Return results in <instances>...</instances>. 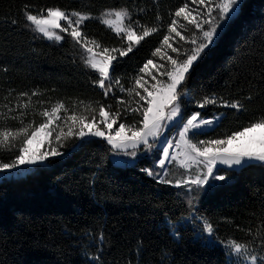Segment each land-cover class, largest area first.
I'll return each instance as SVG.
<instances>
[{"label":"snow or ice","instance_id":"snow-or-ice-1","mask_svg":"<svg viewBox=\"0 0 264 264\" xmlns=\"http://www.w3.org/2000/svg\"><path fill=\"white\" fill-rule=\"evenodd\" d=\"M153 3L158 8V0ZM23 7V28L33 40L70 44L73 62L78 58L100 99L77 97L69 102L53 100L35 88L9 89L0 104V152L10 154L0 159L5 181L14 172L52 167L56 158L103 141L111 163L138 167L156 185L176 190L177 212L167 216L174 237L181 238L182 229L191 224L206 247L222 248L229 264H264V218L255 233L246 231L247 239L222 238L219 222L204 215L201 207L203 200L232 182L238 169L264 170V113L213 136L228 114L216 110H229L239 119L254 97L250 92L233 98L189 87L209 46L241 17L244 0H183L166 16L155 11L154 23L142 22L149 9L136 0L96 14L60 5ZM93 21L114 34V43L88 33ZM156 34L161 37L158 46L134 74L119 73L123 59ZM173 131L169 138L166 133ZM86 235V264H104L109 238L102 229ZM92 245L95 252L90 255Z\"/></svg>","mask_w":264,"mask_h":264},{"label":"trees","instance_id":"trees-1","mask_svg":"<svg viewBox=\"0 0 264 264\" xmlns=\"http://www.w3.org/2000/svg\"><path fill=\"white\" fill-rule=\"evenodd\" d=\"M129 2L0 0V104L5 103L9 89L35 88L53 100L69 102L77 97L100 99L78 58L73 62L70 44L33 40L23 28L26 3L96 14ZM182 2L158 0L157 8L153 0H136L139 7L149 9L142 18L148 23L155 22V11L166 16ZM13 20L19 23L13 25ZM87 31L114 43V34L96 21L88 24ZM160 38L156 34L142 42L123 59L118 72L134 74ZM210 49L189 87L233 98L250 92L254 97L239 119L229 110H216L228 114L211 135L223 136L264 113V0H244L239 20ZM8 123L15 126L13 121ZM105 148L103 141L84 144L56 158L52 167H33L23 178H0V264H86L84 246L90 243L86 233L100 229L110 240L103 252L104 264L228 263L222 248L206 247L191 224L182 229L181 238L174 237L167 216L177 212L176 190L156 185L138 167L115 166ZM9 158V153L0 152V159ZM201 207L204 215L219 222L222 238L247 239L246 231L251 228L255 233L264 218V170L238 169L232 182L203 200ZM138 245H142L139 252ZM93 252L95 245L89 249L90 255Z\"/></svg>","mask_w":264,"mask_h":264},{"label":"rangeland","instance_id":"rangeland-1","mask_svg":"<svg viewBox=\"0 0 264 264\" xmlns=\"http://www.w3.org/2000/svg\"><path fill=\"white\" fill-rule=\"evenodd\" d=\"M209 47H212V45H210ZM39 118V117H38ZM175 134V132L173 131L172 133H166V135H169V138H171V136L172 135H174ZM112 159V158H111ZM116 159H119V158H116ZM115 165V164H114ZM115 166H117V165H115ZM27 166H25V168H26ZM120 167V166H119ZM32 170V169H31ZM31 170H20L19 171V173L17 174V173H13L12 174V177L13 178H23L24 176H26V174H28V173H30V171ZM1 177H4V174H2V173H0V178ZM227 260H228V263L227 264H229V259H228V257H227Z\"/></svg>","mask_w":264,"mask_h":264}]
</instances>
